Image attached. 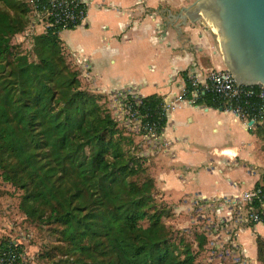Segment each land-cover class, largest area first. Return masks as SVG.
Listing matches in <instances>:
<instances>
[{
  "label": "trees",
  "instance_id": "1",
  "mask_svg": "<svg viewBox=\"0 0 264 264\" xmlns=\"http://www.w3.org/2000/svg\"><path fill=\"white\" fill-rule=\"evenodd\" d=\"M28 2L0 0V171L24 191L20 209L61 226L74 264H200L206 236L195 234V245L170 222L174 210L159 197L146 161L130 152L132 139L104 96L82 86L62 29L35 37L37 60L16 50L12 38L29 22ZM145 100L155 120L162 98ZM203 101L217 106L208 94ZM255 131L264 137V122ZM14 241H1L0 249L22 253ZM257 247V264H264L263 237Z\"/></svg>",
  "mask_w": 264,
  "mask_h": 264
},
{
  "label": "crops",
  "instance_id": "2",
  "mask_svg": "<svg viewBox=\"0 0 264 264\" xmlns=\"http://www.w3.org/2000/svg\"><path fill=\"white\" fill-rule=\"evenodd\" d=\"M92 1L99 6L90 8L85 26L60 32L69 60L90 91L110 96L132 87L142 96L168 99L184 93L190 77L203 81L208 70L218 68L213 60L225 65L217 33L203 20H191L192 3ZM255 130L206 101H183L169 113L163 132L169 150L149 156L146 165L174 217L188 223L180 227H189L208 209L218 215L214 199L240 195L262 180L264 141ZM258 236L264 238V223L240 227L235 242L241 255L234 264L258 263ZM224 258L210 257L214 264H225Z\"/></svg>",
  "mask_w": 264,
  "mask_h": 264
},
{
  "label": "built area",
  "instance_id": "3",
  "mask_svg": "<svg viewBox=\"0 0 264 264\" xmlns=\"http://www.w3.org/2000/svg\"><path fill=\"white\" fill-rule=\"evenodd\" d=\"M35 13L29 32L43 25L45 30L60 27L62 30L76 29L86 25L87 16L93 5L99 6L92 0H29ZM202 94H208L211 101L222 109L233 113L249 128L264 122V85H239L233 74L227 68H213L207 71L205 79L189 78V86L184 93L171 98H162L161 111L156 119L152 118L153 111L146 102V97L132 88H124L113 93L117 104L118 118L151 145L145 152L155 154L169 150L159 119H166L169 113L181 102L196 104ZM201 201H205L200 197ZM207 200V199H206ZM219 201L216 207L222 218V226H230L229 232L236 244V235L240 227L255 223H264V185L256 186L240 195H232L214 199ZM213 200V201H214ZM208 204L210 201H205ZM223 211L227 213L224 214ZM215 226V225H214ZM218 227L215 228V231ZM18 245L17 241H14ZM216 245V243L214 242ZM214 245V246H215ZM217 247V245H216ZM228 249L227 253L232 252ZM22 253L11 245L0 249V264H16ZM240 257H238V261Z\"/></svg>",
  "mask_w": 264,
  "mask_h": 264
},
{
  "label": "rangeland",
  "instance_id": "4",
  "mask_svg": "<svg viewBox=\"0 0 264 264\" xmlns=\"http://www.w3.org/2000/svg\"><path fill=\"white\" fill-rule=\"evenodd\" d=\"M28 3H30V1ZM191 3L195 4L196 0H183V5H190ZM176 11H179V8H177ZM28 16L29 22L27 26L23 31L13 36L12 43L17 51L26 54L29 60L33 61L37 60L34 52L35 37L46 32V30L43 25H40L38 27L36 26L33 32H29L35 16L32 3H30V12ZM203 21L209 27L212 34L215 35L213 32V30L215 31L214 27L206 20L203 19ZM213 66L226 68L223 63L216 60H213ZM101 95L104 96L103 103L117 122L119 129L124 135L132 139L133 143L129 146L130 152L134 156L148 161V157L152 156V154L148 155L144 150L145 148L141 147V144H146L147 141L143 139L142 135L137 134L138 132L133 131L131 127L126 125V122L118 118L117 104L114 95ZM261 138V140L264 141V137L261 136ZM262 161L264 165V154L262 155ZM258 170L263 171L264 169L258 168ZM158 194L160 197L159 191ZM23 195V190L3 181L0 171V243L7 239L22 243V256L16 264H74L71 263V256L68 255L70 248H68V245L62 240L60 234L61 226L27 218L25 213L20 209ZM203 215V217L197 218L195 222H192L187 228L180 227L182 224L188 225V223L186 221H180L176 217L170 222L175 227L183 229L188 239L193 241L195 245V234H203L206 236L205 250L202 251L199 256L200 264H214L213 260L210 259V257L214 255L221 259L223 256L226 257L223 259L225 264L236 263L241 254L238 252L239 249L231 244L233 238L229 232L230 226H222L220 222L222 218L214 213L212 209L203 212ZM217 227L218 230L215 231ZM228 249L234 251L228 254Z\"/></svg>",
  "mask_w": 264,
  "mask_h": 264
},
{
  "label": "water",
  "instance_id": "5",
  "mask_svg": "<svg viewBox=\"0 0 264 264\" xmlns=\"http://www.w3.org/2000/svg\"><path fill=\"white\" fill-rule=\"evenodd\" d=\"M193 6L192 21L208 17L217 25L216 42L236 82L264 85V0H196Z\"/></svg>",
  "mask_w": 264,
  "mask_h": 264
},
{
  "label": "bare ground",
  "instance_id": "6",
  "mask_svg": "<svg viewBox=\"0 0 264 264\" xmlns=\"http://www.w3.org/2000/svg\"><path fill=\"white\" fill-rule=\"evenodd\" d=\"M205 20L214 27L215 32L217 33L218 37H219V42H221V38H220V34H219V30L217 28V25H215V22H213L210 18L206 17ZM212 28V27H211Z\"/></svg>",
  "mask_w": 264,
  "mask_h": 264
}]
</instances>
